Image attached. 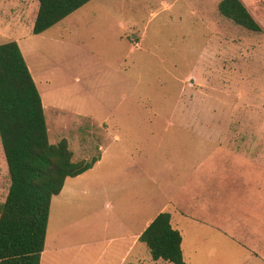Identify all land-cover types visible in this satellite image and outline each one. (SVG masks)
Here are the masks:
<instances>
[{
    "label": "rangeland",
    "instance_id": "374dc122",
    "mask_svg": "<svg viewBox=\"0 0 264 264\" xmlns=\"http://www.w3.org/2000/svg\"><path fill=\"white\" fill-rule=\"evenodd\" d=\"M20 1L28 4L19 10L16 26L21 32H28V19L32 12L30 2L33 0ZM218 1L89 0L63 21L57 22L53 27L65 26L64 39L86 50L83 52L73 45L67 47L64 57L71 63L66 59L69 62L66 69L70 71L76 60L77 69L81 71L90 60L87 52H91L108 62L109 71L103 62L99 68L96 65L95 70L108 72L107 84L115 83L116 90L114 104L103 126L82 119L71 123L79 124L76 129L70 127L61 132L45 116L46 134H49L47 139L50 143L62 137L68 139L71 159L78 161L97 158L101 147L106 155L104 160L109 159L115 146L112 140L115 132L129 152L154 155L156 163L166 153L179 157L176 158L180 168L176 171L177 176L188 172L186 163L193 168L207 154L208 163H212L220 175L219 179L214 175L212 193L215 194L217 189L223 190V203L214 204L213 209L227 210L230 232L237 227L249 238L259 220V229L264 236V0H240L258 23L260 31L257 32L248 31L221 16L216 9ZM12 7L9 5L3 9L0 6V19L9 21L5 15L7 10L15 13ZM12 26L7 22L0 25V43L8 40L4 33H9ZM74 30L77 35L73 34ZM41 35V39L32 40L37 49L31 56L38 66H41V61L52 63L48 59V50H45L48 45L44 39L46 34ZM57 60H62V57L58 56ZM72 75L78 73L73 72ZM66 83L73 86L71 90L74 102L78 103L76 106L83 107L80 91L72 83V78L68 82L61 80L56 83L62 100L69 93ZM70 98L67 97L69 102ZM146 117L154 118L150 122L140 121ZM149 129L180 132L175 137L167 133L165 143L156 150L149 147L152 143L145 135ZM122 133H127L125 139L121 138ZM182 156L188 158L186 162L181 160ZM117 172L115 160L100 174L106 178ZM100 174H97L98 179ZM8 183L0 148V204ZM98 183L95 182V187ZM80 188L81 192L77 194L51 197L45 247L39 264H64V261L67 264H86V260L94 257L92 245L90 248L86 243L99 237L97 233L101 235L99 216L112 215L122 226L130 229L137 225L135 221L131 222L138 215L137 204L146 207L142 203H148L156 191L147 181H125V186L118 184L115 191L96 195L88 186L82 191L84 184ZM106 200L112 203L110 210L103 205ZM133 210L136 212L132 216ZM212 220L216 223L215 217ZM194 222L189 217L184 219L187 226ZM106 241L93 245L94 249H106L97 264H105L107 258L118 259L116 252L112 258L108 254L110 246L105 247ZM218 243H221L219 248L217 245L211 256L213 262L225 264L233 257L251 254L241 243L229 238L221 237ZM62 247H68L64 261ZM139 247L144 251L141 245ZM182 251L184 260L188 262V254L192 252L188 251L186 243ZM259 257L254 256L251 263L264 264L257 259Z\"/></svg>",
    "mask_w": 264,
    "mask_h": 264
},
{
    "label": "crops",
    "instance_id": "0c3cea01",
    "mask_svg": "<svg viewBox=\"0 0 264 264\" xmlns=\"http://www.w3.org/2000/svg\"><path fill=\"white\" fill-rule=\"evenodd\" d=\"M9 5H12V9L16 11L15 13H9V10H11L9 7V10H7V14L5 15L9 21H6L4 18L0 19V25H4L6 22L10 25L13 24L9 29V33L7 32L4 34L7 35L5 37H7L8 40H14L17 43L22 58L38 92L46 130L47 121L45 116H48L52 121V124L57 125L56 128L61 132L70 127L76 129V126L79 124L71 125V123L80 122L82 119H87L103 126V123L108 118L110 109L114 104L116 84H107L109 77L106 75L108 72L103 73L102 71H96L95 68L96 65L98 67V65L103 62L106 71L108 69L110 70L108 62L105 60L103 61L91 52H87L90 60L86 67L81 69V71L78 70L75 60L72 64L73 67L69 71V68H66L68 63H71V60L65 58L64 55L67 47H71L73 44L63 38L65 26L60 28L53 27L57 23L56 22L49 28L45 29L44 32L42 31L39 34H32L31 26L38 5L37 0H33L30 2V10L32 12L29 16L27 26L28 32L30 31L31 35L25 31L21 32V29H18L16 26V18L19 16L18 12L21 7L25 8L26 5L24 2L21 3L20 0H0V6L3 9H6ZM66 16L59 21H63ZM118 25L122 26V23L118 22ZM41 34H46L44 35V39L45 41H48V45L46 46L47 48L45 47V50H48V56L50 57L48 59H51L52 63L50 62L49 64V62L45 63V61H41V66H38V62L35 63L34 57L31 56L33 51L36 52L37 49L32 40L35 38L41 39ZM73 34L77 35L76 30L73 31ZM73 46L86 52V50L81 48L78 44H74ZM43 55H45V53H43ZM58 56H61L62 60H57ZM52 59H56L57 61ZM66 59L69 62H67ZM73 72H77L78 75L70 76ZM57 73H59L58 76H56ZM69 78L70 80L72 78V83L74 86H77L80 91V99L83 107L76 106L78 103L76 101L74 102L71 90L73 86L71 87V84L66 83L68 85L69 93L65 94L66 96L63 100L58 92V85H56L57 81L63 80L68 82ZM119 83L120 85L122 84V82ZM124 87L125 85L120 87V89H123ZM67 97H71L70 102ZM65 102H67V104H64ZM153 118L154 117H146V119L140 121L150 122L153 121ZM179 132V130L159 132L154 129H149L145 135L152 143L149 147H154V149L158 150L163 144L167 133L175 137ZM126 134L122 133L121 138L125 139L124 135ZM48 136L49 134L47 135V138ZM75 137L78 138V136ZM62 138L66 140L68 148L71 151L68 139L64 137ZM112 140L115 146L111 149L109 159L104 160L106 155H104V149L101 147L100 156L95 158L92 166L80 174L72 177H65L59 192L52 196L58 197L61 194L67 195L80 193V187L82 184H84L82 191L85 190V186H88L89 190L92 191V194L96 195L103 191H115L118 184H123L125 186V181L130 183L147 181L154 186L156 191L152 193L151 200L148 203H142L145 204L146 207L137 204L138 215L131 221H135L137 225L130 229L122 226L112 215L99 216L101 222L99 223L101 235H98L97 233L96 236L99 237L89 239V243H86L90 248L92 245V251L94 254L92 259L85 261L86 264H97L102 260L106 249H94L93 245L97 246L98 243H104L105 239H107V246L105 247L110 246L108 248V254H110L111 258L115 252L118 254L117 260L114 261L113 259L110 260L107 258L105 264H169L161 259L153 260L144 244L138 241L139 234L161 211L168 213L170 226L176 229L180 234V250L185 264H222L220 261L213 262V259L211 258L217 245L219 248L222 243H218V240L221 237L225 239L229 238L241 243L244 246V250H249V253H251L242 258L233 257L230 262L225 264H250L253 261V257L257 255H260L257 259L264 262V254H260L264 252V243L262 244L264 236H262L259 229V220H257L256 229L253 227L254 232H249L251 237L246 238L245 232L237 227L234 229V232H230L228 221L229 215L227 216V210L223 211L221 208L213 209L214 204L218 206L219 203H223V190L220 191L217 189L215 194L212 193V181L214 175L216 179H219L220 175L216 172V168H213L212 163H208L207 154L204 155L202 160L195 164L193 168L192 166L188 167V164L186 163V167L189 168L188 172L182 176H177L176 171L180 168L176 164V158L179 159V157H175L173 153L163 154V158H158L156 163L154 161V155H149L144 152L141 153V151L129 152L124 143L120 142L118 134L115 132L112 133ZM133 141L137 140L133 139ZM191 154L190 151L189 158L191 157ZM187 159L188 158L184 156L181 160L186 162ZM115 160L117 161L118 172L110 173L104 178L100 173L106 166H112ZM72 161L74 160L72 159ZM154 163L156 164L154 165ZM97 174H100L98 176L99 179L97 178ZM95 182H99L96 187ZM103 205L109 210L112 208V203L107 200L103 202ZM135 212L136 210H133L132 216ZM188 217L195 220V222L189 226L184 224V219ZM214 217L216 218V223L212 220ZM235 222L237 223V221ZM184 243L187 244L188 251L192 252L188 254V262H186L183 257L182 246ZM139 245L144 248V251H142ZM43 246L45 247V244H43ZM67 249L68 247L61 248L63 261ZM43 250L40 253L39 260ZM130 254H132L131 257L127 259ZM64 264H67V262L64 261Z\"/></svg>",
    "mask_w": 264,
    "mask_h": 264
},
{
    "label": "trees",
    "instance_id": "16d2710c",
    "mask_svg": "<svg viewBox=\"0 0 264 264\" xmlns=\"http://www.w3.org/2000/svg\"><path fill=\"white\" fill-rule=\"evenodd\" d=\"M89 0H37L31 26L39 34ZM217 12L252 32L260 27L240 0H219ZM0 148L8 187L0 204V264H39L48 207L65 177L90 168L95 158L72 161L65 139L48 142L41 102L17 43H0ZM150 257L185 264L180 234L159 212L139 234Z\"/></svg>",
    "mask_w": 264,
    "mask_h": 264
}]
</instances>
